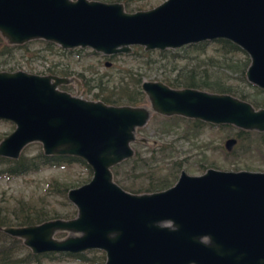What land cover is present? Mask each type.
I'll return each mask as SVG.
<instances>
[{"label":"water","instance_id":"95a60500","mask_svg":"<svg viewBox=\"0 0 264 264\" xmlns=\"http://www.w3.org/2000/svg\"><path fill=\"white\" fill-rule=\"evenodd\" d=\"M0 38L9 45L42 39L104 56L128 54L132 46L161 51L225 39L246 53L245 78L264 91V0H164L135 12L97 0H0ZM67 80L0 71V120L14 125L0 140V157L16 159L36 142L44 155L77 157L91 171L87 182L66 193L74 218L2 232L33 254L100 250L103 264H264V171H180L172 186L134 194L117 185L110 170L133 155L130 143L149 109L264 132V108L150 80L140 86L149 109L112 106L58 90ZM235 143L227 138L225 151ZM58 232L67 235L57 239Z\"/></svg>","mask_w":264,"mask_h":264},{"label":"trees","instance_id":"16d2710c","mask_svg":"<svg viewBox=\"0 0 264 264\" xmlns=\"http://www.w3.org/2000/svg\"><path fill=\"white\" fill-rule=\"evenodd\" d=\"M123 7L125 11L128 9ZM140 10V8H137ZM129 11H132L130 8ZM38 42L42 45L39 51H45L53 55H79L81 48L62 49L58 45L42 39H34L19 45L5 44L0 38V58L14 59L16 54H33L34 58L41 57L38 52L30 49L32 43ZM133 51L125 56H134L139 50V57L144 58L142 70L131 68L119 69L116 74L108 73H82L77 72L83 94L89 96L92 101H101L106 105L140 106L147 104L145 94L141 90V83L153 70H161L159 81L167 86L180 88H195L213 93H225L249 102L255 109L264 108V91L250 84L245 78V71L249 65V58L237 45L225 40L204 41L184 45L177 49L149 50L144 51L141 47H133ZM18 52V53H17ZM31 54V55H32ZM114 58L115 55L108 56ZM4 59L3 66H8V71H14L17 67L10 66ZM184 60L187 63L179 65ZM61 64V63H60ZM59 63H49L46 71L40 75H56L66 77L70 74L67 66ZM63 85L58 88L63 90ZM161 122L169 125H180L187 123L181 135L186 138L185 132L196 134L203 127V122L196 119L181 116H157ZM205 124V123H204ZM230 125H225L228 127ZM233 138L236 143L230 152L237 158L246 154H256L264 164V132L246 131L235 129ZM2 136L0 135V140ZM25 147L16 159L0 157V177H20L39 171L43 167H61L71 164H79L86 170L85 179L75 183L51 179L47 182L42 195L33 197H15L11 203L0 204V228L9 226H27L39 224L50 219H72L76 216L75 207L67 200L68 189L80 186L91 177L88 166L79 158L69 155H44L41 146L33 155L26 154ZM157 152V153H155ZM150 151L149 155L133 152V155L110 168L113 181L124 190L132 193H151L164 190L174 184L180 173L181 162L172 160L170 151L160 146L157 151ZM172 160L164 173H160L158 165L163 161ZM240 163V162H239ZM237 163L234 169H259L262 165ZM129 176L137 178L145 176L146 182L131 186L128 185ZM126 183V184H125ZM62 198L65 207L62 210L53 208L48 204V197ZM60 237L64 232L56 233ZM72 260L81 264H103L104 253L100 250H89L78 254L70 253H45L33 254L25 247L22 240L7 235L0 230V264H42L43 261L55 262L61 260Z\"/></svg>","mask_w":264,"mask_h":264},{"label":"rangeland","instance_id":"374dc122","mask_svg":"<svg viewBox=\"0 0 264 264\" xmlns=\"http://www.w3.org/2000/svg\"><path fill=\"white\" fill-rule=\"evenodd\" d=\"M102 2H119L123 7H127V12H135L140 10H146L155 7L164 0H97ZM132 11H129V9ZM6 44V43H5ZM141 46H132L131 51ZM42 45L38 42H34L31 45L32 52H38L43 55V58H34L33 54H16L14 59H6V57L0 58V71H8V66H3L4 59L12 66L17 67L14 71H24L31 74H38L46 71V67L49 63H61L60 66H67L68 70L72 74L66 76L67 82L63 84V90L72 96H76L85 100H91L89 96L83 94V89L79 79L76 76L77 72L86 74L90 73H108L116 74L119 69L131 68L133 70H142L147 66L144 65V58L139 57V50L137 49L134 56H125L129 54L119 53L115 54L114 58H109L98 52H95L89 48H81L79 55L74 54L65 55H53L48 54L45 51H39ZM142 48V47H141ZM32 54V55H31ZM109 62V66L105 67L104 63ZM187 63L184 60L178 62L179 65ZM162 70V69H161ZM159 70H153L149 76L144 80L159 81ZM40 75V74H38ZM58 90L60 88L57 87ZM149 109V104H144ZM150 116L140 128H137L134 133V140L130 143V147L133 152H138L142 155H149L150 151H157L160 146L166 147L170 151L172 160L181 162L180 171H184L188 175H199L207 168H214L218 170L236 171L234 166L239 163L256 165H262L259 169H249L250 171H264V164L262 159L256 154H246L242 157H235L228 154L224 149V141L227 138L233 136L235 127L225 125H212L203 122V127L196 134L188 131L185 132L186 138L181 135V132L186 128L187 123L181 122L180 125H169L161 122V116L149 109ZM163 116V115H162ZM186 119V118H185ZM202 122V121H201ZM205 123V124H204ZM14 128V125L8 121L0 120V135L2 138L10 133ZM39 143L33 142L25 146L26 154L33 155L38 150ZM157 153V152H155ZM172 160H164L163 164L158 165L160 173H164L167 170V166ZM246 170V169H238ZM87 176L86 170L79 164H71L61 167H43L39 171L26 174L20 177H0V204L11 203L15 197H27L32 195L37 197L42 195L46 187L47 182L51 179H57L65 182L75 183L78 180L85 179ZM145 176H138L134 178L129 176L128 185L136 186L146 182ZM126 184V183H125ZM122 188V187H121ZM123 189V188H122ZM127 191V190H125ZM130 192V191H127ZM132 193V192H130ZM140 194V193H134ZM48 204L53 208L62 210L63 199L60 197H48ZM65 235L67 233L64 232ZM54 237L62 238L57 234ZM64 237V236H63ZM42 264H81L72 260H61L55 262L43 261Z\"/></svg>","mask_w":264,"mask_h":264},{"label":"bare ground","instance_id":"6f19581e","mask_svg":"<svg viewBox=\"0 0 264 264\" xmlns=\"http://www.w3.org/2000/svg\"><path fill=\"white\" fill-rule=\"evenodd\" d=\"M137 129V128H136Z\"/></svg>","mask_w":264,"mask_h":264},{"label":"flooded vegetation","instance_id":"af4514ba","mask_svg":"<svg viewBox=\"0 0 264 264\" xmlns=\"http://www.w3.org/2000/svg\"><path fill=\"white\" fill-rule=\"evenodd\" d=\"M206 170V169H205Z\"/></svg>","mask_w":264,"mask_h":264}]
</instances>
